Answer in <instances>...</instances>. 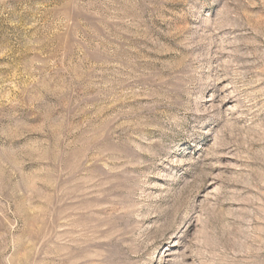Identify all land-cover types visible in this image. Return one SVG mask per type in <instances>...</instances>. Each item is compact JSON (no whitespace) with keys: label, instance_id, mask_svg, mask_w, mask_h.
I'll use <instances>...</instances> for the list:
<instances>
[{"label":"rangeland","instance_id":"1","mask_svg":"<svg viewBox=\"0 0 264 264\" xmlns=\"http://www.w3.org/2000/svg\"><path fill=\"white\" fill-rule=\"evenodd\" d=\"M0 264H264V0H0Z\"/></svg>","mask_w":264,"mask_h":264}]
</instances>
